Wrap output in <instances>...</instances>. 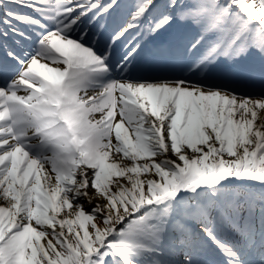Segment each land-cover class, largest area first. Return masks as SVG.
Listing matches in <instances>:
<instances>
[{
  "label": "snow or ice",
  "instance_id": "1",
  "mask_svg": "<svg viewBox=\"0 0 264 264\" xmlns=\"http://www.w3.org/2000/svg\"><path fill=\"white\" fill-rule=\"evenodd\" d=\"M0 264H264V0H0Z\"/></svg>",
  "mask_w": 264,
  "mask_h": 264
},
{
  "label": "bare ground",
  "instance_id": "2",
  "mask_svg": "<svg viewBox=\"0 0 264 264\" xmlns=\"http://www.w3.org/2000/svg\"><path fill=\"white\" fill-rule=\"evenodd\" d=\"M194 36V33L186 31L180 26H176L173 29L170 30L168 33L167 39L171 41H175L177 39H183L188 40L192 39ZM164 51L160 48L159 41L153 40L151 37L146 39L143 42V52L141 54V63L146 64L157 57L164 55Z\"/></svg>",
  "mask_w": 264,
  "mask_h": 264
}]
</instances>
